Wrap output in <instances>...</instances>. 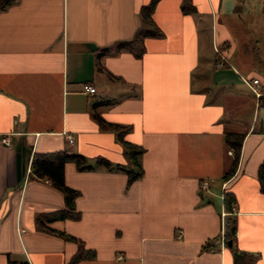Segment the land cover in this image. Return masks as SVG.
Listing matches in <instances>:
<instances>
[{"label": "crops", "instance_id": "0c3cea01", "mask_svg": "<svg viewBox=\"0 0 264 264\" xmlns=\"http://www.w3.org/2000/svg\"><path fill=\"white\" fill-rule=\"evenodd\" d=\"M149 2L15 0L0 10V264H69L77 244L57 232L94 252L75 264H264V119L255 116L264 102V0H158L151 24L140 15ZM153 29L141 56L117 47ZM218 58L239 70L216 68ZM253 78L258 97L246 83ZM108 126L142 149V176L127 185L122 171L67 162L63 180L79 192L80 216L39 219L64 201L49 178L30 175L32 156L70 151L129 167ZM228 132L244 137L225 180Z\"/></svg>", "mask_w": 264, "mask_h": 264}, {"label": "trees", "instance_id": "16d2710c", "mask_svg": "<svg viewBox=\"0 0 264 264\" xmlns=\"http://www.w3.org/2000/svg\"><path fill=\"white\" fill-rule=\"evenodd\" d=\"M14 1L15 0H0V10L5 8L9 4H12ZM157 1L158 0H150V2L147 5L141 7L140 15L144 22L151 24L152 22L151 14ZM181 10L184 14H186L193 12L194 8L192 7V5H183ZM157 34L158 32L155 31L154 29L151 31H141L138 33L137 38H135L133 41L119 44L117 47L125 48L130 52H132L133 54H135L136 56H141V54L144 51V48L141 43V37L144 35H157ZM108 128L117 129L118 139L127 147L128 151L126 153V156L129 160L128 163L129 167L112 165L108 160L100 157L95 158L93 160L94 161L93 164H89L83 156L76 153H72L70 151H61L51 154H34L32 156L30 163V175H34L37 178H44V177L49 178L51 183L61 191L64 201L63 209L52 213L40 214V216L38 217L39 219H46L47 221L65 220V219L77 220L80 216L79 212H75V213L73 212L74 200L79 195V192L67 187L64 184V180H63V167L64 164L67 162L74 163L79 171L92 170L96 167H102L107 170L116 169L122 171L127 176V185H129L130 183L139 179L142 176L143 171L137 161V155L142 152V149H140L137 146L130 145L129 143L123 141L122 134L125 129L121 130L118 127H110V126H108ZM243 137H244L243 134L235 133V132H228L224 136L225 145L233 152V164L230 170L224 174L223 179L225 180L228 179L230 176H232L236 169ZM258 178L261 185V189L264 193V162L259 168ZM232 200H233L232 196L229 195V193L225 192L223 203L227 210L230 208ZM57 233L63 239L73 241L77 244V251L71 258L69 264H75L79 260L94 257V252L85 249L83 243L78 239H76L75 237L66 235L63 232H57ZM234 237H235L234 222L231 221V226L224 233L225 244L227 243L228 240H230L232 244V242L234 241ZM210 247L211 244L208 243L205 244L204 249L210 251Z\"/></svg>", "mask_w": 264, "mask_h": 264}, {"label": "rangeland", "instance_id": "374dc122", "mask_svg": "<svg viewBox=\"0 0 264 264\" xmlns=\"http://www.w3.org/2000/svg\"><path fill=\"white\" fill-rule=\"evenodd\" d=\"M237 53H240L239 52V50L237 51ZM264 54V43H263V49H261V47L259 46V51L257 50V55L258 56H261V55H263ZM255 55V54H254ZM257 56V57H258ZM256 57H253V59L252 60H255V61H257V59H255ZM263 63H264V57H261V58H259ZM219 60H221L220 58H218V60H216V62H218ZM215 62V63H216ZM231 67H235V68H237V70H239L238 69V67L236 66V64L234 63V61H231V63H230V65H228V67H226V68H224L223 69V71H230L231 69ZM222 71V72H223ZM244 74V73H243ZM242 74V75H243ZM238 75V74H237ZM261 75H262V77L264 78V67H263V69H262V73H261ZM230 78H231V81H233L232 82V85H233V87L234 88H236V89H238V88H240V89H242V90H246V88H245V85L240 81V78H239V76H235V75H232V73L230 72ZM247 91V90H246ZM246 94H247V104H249V106H248V108L246 107V108H244L245 110H246V112L248 113H250L251 112V109H252V106H253V102H254V100H255V98H254V95L253 94H249V92H246ZM246 97V96H245ZM257 115V117H258V119L260 120V119H264V102L261 104V106L259 107V109L258 108H256V111H255V116Z\"/></svg>", "mask_w": 264, "mask_h": 264}, {"label": "built area", "instance_id": "2783aa9c", "mask_svg": "<svg viewBox=\"0 0 264 264\" xmlns=\"http://www.w3.org/2000/svg\"><path fill=\"white\" fill-rule=\"evenodd\" d=\"M224 65H225V62H223L222 60H219L218 62L215 63V67L216 68H222V67H224ZM246 83L252 89L253 93H255V95L257 97L260 96L261 93L259 91L258 79L253 78L250 82H246ZM81 89H82L83 93H87V94H90V95H93L96 92V89L89 83H83L82 86H81ZM67 140H68V143H72L71 136H68ZM1 141L4 142V143H8L6 138H2ZM209 189H210V185H209L208 181L203 180V181L200 182L199 191L201 193L208 192ZM231 210L233 211L234 208L232 207ZM226 214H227V212H223V215H226ZM222 242L224 243L223 239H222ZM210 251H213V249L210 248Z\"/></svg>", "mask_w": 264, "mask_h": 264}, {"label": "water", "instance_id": "95a60500", "mask_svg": "<svg viewBox=\"0 0 264 264\" xmlns=\"http://www.w3.org/2000/svg\"><path fill=\"white\" fill-rule=\"evenodd\" d=\"M227 244H228V245H231V241H230V240H228V241H227Z\"/></svg>", "mask_w": 264, "mask_h": 264}]
</instances>
